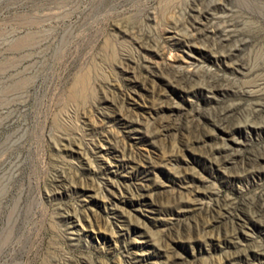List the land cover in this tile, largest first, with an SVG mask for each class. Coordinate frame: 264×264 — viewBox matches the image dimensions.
Masks as SVG:
<instances>
[{"label": "rangeland", "instance_id": "1", "mask_svg": "<svg viewBox=\"0 0 264 264\" xmlns=\"http://www.w3.org/2000/svg\"><path fill=\"white\" fill-rule=\"evenodd\" d=\"M0 264H264V0H0Z\"/></svg>", "mask_w": 264, "mask_h": 264}]
</instances>
